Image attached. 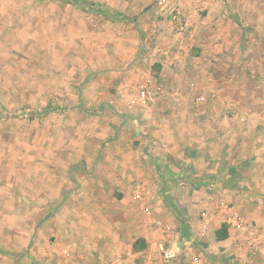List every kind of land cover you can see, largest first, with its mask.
<instances>
[{
    "label": "rangeland",
    "instance_id": "rangeland-1",
    "mask_svg": "<svg viewBox=\"0 0 264 264\" xmlns=\"http://www.w3.org/2000/svg\"><path fill=\"white\" fill-rule=\"evenodd\" d=\"M82 1L0 0V264H146L132 239L150 264H264V0L182 3L184 30L157 0ZM138 184L180 219L173 260L140 236Z\"/></svg>",
    "mask_w": 264,
    "mask_h": 264
},
{
    "label": "crops",
    "instance_id": "crops-1",
    "mask_svg": "<svg viewBox=\"0 0 264 264\" xmlns=\"http://www.w3.org/2000/svg\"><path fill=\"white\" fill-rule=\"evenodd\" d=\"M178 3L181 6L183 3V6L185 8V12H186V14L189 15L190 20H192V17H194V16H196V18H198V20H199L200 15H202V14L204 15L205 13H206V16L204 18L210 19L211 17L218 16L217 18L221 20L223 17H225L229 13L227 6L230 5V6H232V8L234 7L235 0H227L226 2L224 0H180V1H178ZM199 7L201 8V10H203L202 13L196 11ZM195 12H197V13H195ZM199 13H200V15H199ZM198 15H199V17H198ZM157 18H158L157 15H155L154 13L146 15V19H151L154 26L160 25V23H161V21L158 20ZM202 21L204 22L205 20H202ZM200 25L201 26L199 29L201 31V34L199 35V37H203V36H205V32H204L205 27H204L203 23ZM155 30H157V29H155ZM158 30L160 31V28ZM160 51H161L160 52L161 54L165 52L167 54L168 61L172 60V62L175 63V68L178 69V65L180 62L179 61L180 51L178 50V45L172 47L170 44V46L165 48L164 51H163V49H161ZM167 65L168 64H166L165 66H167ZM171 166H172V164L168 165V167H171ZM237 168H238V166L237 167H235L234 165L231 166L228 169L229 174L233 175ZM203 180H206V182L208 181L207 178H205ZM207 183H209V182H207ZM134 191L135 190H133L132 196H133L134 200H136L135 195H134ZM159 196L160 195L159 194L157 195V193L152 194V195L151 194L148 195L147 191L145 189V200L152 207V214L151 215H148L146 213L145 214H146L148 222L153 226L147 227L144 230H142L140 232V236L144 237L143 239H145V241L147 243L150 241V239L166 240L167 243L169 242L171 244V246H173L174 248L177 249L176 245H177L178 241L176 240V238L178 237L179 230L182 227L181 223H180V219L178 218V216L173 215L174 214L173 212L169 211V207L167 206V203H165V201L163 199H161ZM157 214L160 217H158ZM153 216L156 217L157 219L161 220V222L164 225H157L156 223H154L152 221ZM165 225L170 226L171 230L168 231L167 229H165ZM176 230H178V231H176ZM123 234H125V233H123ZM123 234H122V236L120 234H117L116 237L114 238L116 241H114V242L115 243L120 242V241L123 242V240L126 237ZM228 239L231 240L229 237H228ZM135 240L136 239H132V243H131L132 244V253L130 255L131 260H132V256L134 258L135 257H142V259H143V260L141 259L142 262H145L146 264H150V262L152 261V258L146 255V253H145L146 250L142 249V247H140V248L134 247L135 244L138 243V240L137 241H135ZM120 248L121 247L118 246V250L116 251L117 255L122 254L124 256L125 255L128 256L129 251L126 252L125 250H123V248H121V249ZM177 251H178V249H177ZM130 256H128V257H130Z\"/></svg>",
    "mask_w": 264,
    "mask_h": 264
},
{
    "label": "built area",
    "instance_id": "built-area-1",
    "mask_svg": "<svg viewBox=\"0 0 264 264\" xmlns=\"http://www.w3.org/2000/svg\"><path fill=\"white\" fill-rule=\"evenodd\" d=\"M157 7L162 11V14L171 17V20L176 24L177 29L184 30L186 28L184 12L178 1L157 0ZM161 87V85H154V87H151L150 81L142 83L140 90L141 101L145 103L152 95L157 94L162 89ZM134 195L142 210L146 214L151 215L152 207L145 200V188L141 184L137 185ZM221 205L226 211V222L237 230H244L246 226L240 214L234 208H230L224 202H221ZM202 214L204 223H208L211 220L210 215L207 211H204ZM152 221L157 225H164L161 220L154 216L152 217ZM165 229L170 231L171 227L165 225ZM152 244L155 250H157L164 259L173 260L177 257V249L171 245H168L166 240H155L152 242ZM112 264H124V261L121 258H117L112 262Z\"/></svg>",
    "mask_w": 264,
    "mask_h": 264
},
{
    "label": "trees",
    "instance_id": "trees-1",
    "mask_svg": "<svg viewBox=\"0 0 264 264\" xmlns=\"http://www.w3.org/2000/svg\"><path fill=\"white\" fill-rule=\"evenodd\" d=\"M79 4L85 8V9H90V10H95L97 7L90 5V3L82 1V0H77ZM103 13L108 14L110 17L113 19H119L122 15L120 13H117L115 11H110L108 9L102 10ZM227 225L224 224L219 230L217 231V235L219 239H224L227 237Z\"/></svg>",
    "mask_w": 264,
    "mask_h": 264
}]
</instances>
